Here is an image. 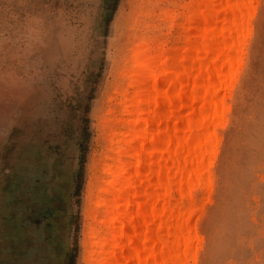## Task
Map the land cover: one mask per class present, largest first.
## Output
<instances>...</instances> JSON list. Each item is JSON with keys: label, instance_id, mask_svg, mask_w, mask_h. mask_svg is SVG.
<instances>
[{"label": "rangeland", "instance_id": "rangeland-1", "mask_svg": "<svg viewBox=\"0 0 264 264\" xmlns=\"http://www.w3.org/2000/svg\"><path fill=\"white\" fill-rule=\"evenodd\" d=\"M189 1L0 0V264L112 257L114 177L126 191L146 173L125 142L144 135L140 91L183 45ZM247 32L193 193L190 264H264V0Z\"/></svg>", "mask_w": 264, "mask_h": 264}, {"label": "bare ground", "instance_id": "bare-ground-1", "mask_svg": "<svg viewBox=\"0 0 264 264\" xmlns=\"http://www.w3.org/2000/svg\"><path fill=\"white\" fill-rule=\"evenodd\" d=\"M254 1L186 4L183 45L166 51L168 70L158 69L140 91V103L150 107L147 127L144 135L127 140L125 149L127 154L136 150L131 157L143 156L139 167L146 173L126 191L122 181L127 175L114 177L118 197L110 223L112 229L120 228L121 241H115L112 257L103 264H121V258L126 264H190L195 259L193 193L209 179L216 126L225 109L223 94L238 73ZM152 65L150 61L138 68L142 73Z\"/></svg>", "mask_w": 264, "mask_h": 264}]
</instances>
